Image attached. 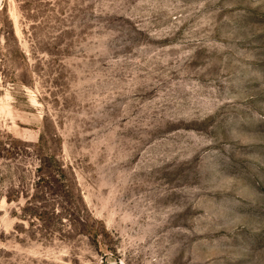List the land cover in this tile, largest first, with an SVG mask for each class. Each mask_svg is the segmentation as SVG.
Returning a JSON list of instances; mask_svg holds the SVG:
<instances>
[{"label": "rangeland", "instance_id": "obj_1", "mask_svg": "<svg viewBox=\"0 0 264 264\" xmlns=\"http://www.w3.org/2000/svg\"><path fill=\"white\" fill-rule=\"evenodd\" d=\"M0 264H264V0H0Z\"/></svg>", "mask_w": 264, "mask_h": 264}]
</instances>
